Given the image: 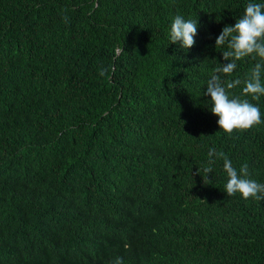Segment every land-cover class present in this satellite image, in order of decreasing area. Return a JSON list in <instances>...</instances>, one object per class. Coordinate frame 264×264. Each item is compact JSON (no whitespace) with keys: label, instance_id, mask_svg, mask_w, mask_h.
Masks as SVG:
<instances>
[{"label":"trees","instance_id":"1","mask_svg":"<svg viewBox=\"0 0 264 264\" xmlns=\"http://www.w3.org/2000/svg\"><path fill=\"white\" fill-rule=\"evenodd\" d=\"M247 2L0 0V264H264V200L222 168L264 183V123L225 133L203 95Z\"/></svg>","mask_w":264,"mask_h":264},{"label":"clouds","instance_id":"2","mask_svg":"<svg viewBox=\"0 0 264 264\" xmlns=\"http://www.w3.org/2000/svg\"><path fill=\"white\" fill-rule=\"evenodd\" d=\"M198 29L197 19H186L183 15H175L168 27V41L177 44L183 51H188L195 43ZM227 50L219 51L221 61L208 74L204 82L203 95L209 99V111L217 117L216 124L219 130L232 133L234 129L244 130L264 123L260 108L251 103L264 96V0H248L242 15L235 19L233 24H225L214 40L215 49L225 46ZM246 57L259 58L250 73L241 79L239 76L228 79L237 68V61ZM240 87V96L233 95L231 89ZM243 96L244 98H241ZM217 154L214 148H209V161L203 167V172L213 171L212 157ZM222 168L226 173V182L223 191L228 196L239 194L242 199L252 197L264 200V183L250 178L247 168L241 166L239 170L233 162L223 156ZM112 264H123L121 257L113 259Z\"/></svg>","mask_w":264,"mask_h":264}]
</instances>
